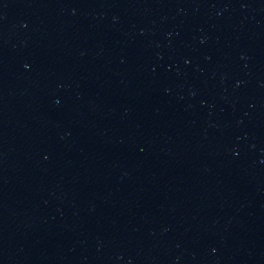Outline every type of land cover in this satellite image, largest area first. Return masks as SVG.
Returning <instances> with one entry per match:
<instances>
[{"label": "water", "instance_id": "obj_1", "mask_svg": "<svg viewBox=\"0 0 264 264\" xmlns=\"http://www.w3.org/2000/svg\"><path fill=\"white\" fill-rule=\"evenodd\" d=\"M0 264H264V0H0Z\"/></svg>", "mask_w": 264, "mask_h": 264}]
</instances>
